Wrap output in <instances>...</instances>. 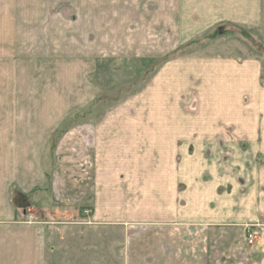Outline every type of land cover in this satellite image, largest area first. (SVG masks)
<instances>
[{
    "label": "rangeland",
    "instance_id": "rangeland-1",
    "mask_svg": "<svg viewBox=\"0 0 264 264\" xmlns=\"http://www.w3.org/2000/svg\"><path fill=\"white\" fill-rule=\"evenodd\" d=\"M254 60L264 86V0H0V183L12 213L19 185L33 204L47 192L70 201L48 207L69 215L55 229L109 234L118 200L111 218L137 215L130 231H183L178 264H264L261 120L243 76ZM146 193L164 204L147 217ZM41 206L21 210L41 224ZM100 249L114 264L109 238Z\"/></svg>",
    "mask_w": 264,
    "mask_h": 264
},
{
    "label": "crops",
    "instance_id": "crops-1",
    "mask_svg": "<svg viewBox=\"0 0 264 264\" xmlns=\"http://www.w3.org/2000/svg\"><path fill=\"white\" fill-rule=\"evenodd\" d=\"M243 68V76L245 78L249 76L255 81L253 89H251L250 87L246 90H248L249 93H254L256 113L260 115L257 116L256 114V118L259 117L261 120L260 125L257 124V127L260 128V132L257 133L256 131L255 137L258 143L261 142L258 148L260 152L264 154V86H262L261 82L262 65L257 60H254L253 62L251 61L244 64ZM90 132H92V130H90ZM95 132L98 135L97 137H95L94 143L96 141L98 143V141L101 140L102 134L101 132L98 133L97 130H95ZM85 139L87 140V138ZM20 142L21 140L18 139V144ZM85 142L86 141L84 140L83 143L86 148ZM89 146H91V144H89ZM19 148L20 146H18V152ZM98 148L99 146L96 144V154ZM20 156L21 155L18 154V157ZM97 163L98 160L96 159V167ZM21 166L22 164H20L18 161V175L23 172L24 168L22 169ZM27 173H31L30 168ZM43 178L46 177L43 176ZM82 182H84L83 186L86 189L88 186L87 177H85L84 181L82 179ZM1 185H3V188H0V264H103V252L100 249V244L105 238H109L110 240V258L113 262H115L114 264H134V262L136 261H143V264H178L177 257H179L180 252H177V247L181 249L180 251H182V241H180L179 243L177 239L181 240L183 231L175 229L152 230L150 228L148 230L142 229L137 231H130L128 222H130L133 217L137 215L132 213L129 214L127 211L126 216L121 220H118L119 218H117L116 220H113L111 218V216L113 218L114 216L118 217V206L124 205L119 204L118 200H110L111 210H108V213H111V215L108 218L111 219V225H109L111 226V229L109 231V234L103 233V231L101 230H94L95 233L88 232L81 228L75 230L66 228L55 229V227L52 225L55 223L56 217H65V215H67L66 217L69 218V215L63 213L65 212L64 210L60 209L61 211H54L48 207H55L59 205L65 206V204H67L68 206L70 205L69 200L62 198L56 199L49 196V192H47L45 195L46 197L43 195L39 198L40 201L38 200L36 204H33L29 201L26 189H23L18 185V214H15L12 213L11 208H9L10 201L3 194V192L7 190L6 184L0 183V186ZM96 192L98 191L96 190ZM148 197H150V194L146 193V195H144V198H142L141 204L144 211L141 216H146L147 213L152 210L151 207L153 206L154 208V205H158L159 208L161 206H164L161 197V199L159 198L157 203L153 202V204L150 202V198ZM85 199V203L87 205H98V200L93 203L96 197H94L93 199L89 196ZM40 204H42L41 210H44L40 214L44 219L41 220L43 221V223H32V217H34V214H32V210H30V212H32L31 215L27 216L26 211L28 210L24 209L23 212V210L21 209L23 208V206H40ZM102 210L101 208L95 209L94 219H96V221H102ZM91 225H93V223ZM250 232L251 231H248V233L245 235V238L248 240V242H250L248 239V234ZM210 233L211 231L207 232L208 235H206V238L211 237L212 234ZM168 243H170L169 247ZM136 247H141V250H143L142 256H135V254L139 253V251H134ZM120 249L121 253L119 254ZM108 254L109 252L107 253V255Z\"/></svg>",
    "mask_w": 264,
    "mask_h": 264
},
{
    "label": "built area",
    "instance_id": "built-area-1",
    "mask_svg": "<svg viewBox=\"0 0 264 264\" xmlns=\"http://www.w3.org/2000/svg\"><path fill=\"white\" fill-rule=\"evenodd\" d=\"M254 234L252 233V232H250L249 234H248V239H249V241L250 242H253V240H254Z\"/></svg>",
    "mask_w": 264,
    "mask_h": 264
}]
</instances>
